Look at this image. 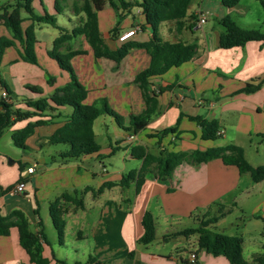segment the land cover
<instances>
[{
	"label": "crops",
	"instance_id": "1",
	"mask_svg": "<svg viewBox=\"0 0 264 264\" xmlns=\"http://www.w3.org/2000/svg\"><path fill=\"white\" fill-rule=\"evenodd\" d=\"M5 1L8 0H0V5ZM83 1L32 0L31 5L37 14L46 11L54 15L56 23L70 31L82 20L79 8ZM241 2L226 7L222 0H192L188 13L196 15V20H188L182 27L174 21L159 24L158 35L163 41L195 43L196 54L190 61L150 78L147 89L157 99V104L141 132L135 135L126 132L117 126L112 116L101 115L104 117L94 120L93 130L97 136L96 122L100 118L108 120L114 137H109L108 145L100 146L98 152L60 162L54 155L61 150H55L46 139L66 122L71 108L51 103L53 109L42 113L47 122L34 127L25 139V152L19 159L4 162L0 152V215H8L14 209L21 210L28 219L30 230L45 237L48 244L44 243L42 253L51 258V264H55L51 252L67 264H231L223 255L214 256L197 250L196 233L163 237L185 228H196L201 219L214 216L219 218L210 226H219L218 232L240 236L243 258L256 264L254 256L264 251V179L253 182L249 173H240L235 165H226L219 158L198 166L183 161L168 179L160 180L153 172H148L137 193L134 183L126 189L113 185L98 191L104 183L120 180L128 169L126 160L137 161L135 169L141 166V160L130 154L131 145L142 144L156 153V139L147 134L174 125L180 113L216 120L222 134L214 140H203L199 126L183 116L178 126L180 139L175 140V144L172 143L173 135L162 140L167 149L189 151L233 143L243 149L252 166L264 165V156L259 157L258 149L255 151L257 162L247 154L253 141H264V83L252 93L236 92L247 82L264 80V43L248 41L242 47L232 48L218 45L223 30L219 19L226 15L232 17L233 13L245 18L247 11L240 9ZM117 13H122L123 18L116 37L139 27L129 39L146 41L150 38L151 29L144 24L139 7L132 6ZM26 16V12L20 10L22 30L31 23ZM209 16L213 17L214 23H209ZM202 17L204 22L200 23ZM97 20L103 41L110 48L116 47L119 41L110 35L116 22L115 10L106 5L98 11ZM59 34L60 30L49 24L35 26L34 51L38 64L21 59L22 48L17 41L4 49L0 60V92L7 91L14 107L27 110L23 100L48 97L69 80V74L48 55ZM1 36L11 38L7 28L0 23ZM67 48L76 51L69 63L87 90L86 104L105 98L109 106L123 117L125 126L131 114L143 112L144 101L134 77L149 64L150 58L144 49L130 50L117 63L95 57L83 35L71 38L60 50L64 52ZM172 83H175L174 87L165 88ZM28 85L40 87L41 92H33ZM160 88L163 89L161 92ZM37 118L32 116L16 121L6 128L11 134L14 129ZM129 135H134V139L129 140ZM112 147L117 149L110 154ZM120 152L118 161L106 160V157L111 155L113 158ZM15 162L19 166L17 169ZM31 165L34 172L27 173L26 168ZM20 180L24 181L23 190L11 192ZM74 192L82 199L83 205L75 207L64 202L65 228L60 243L48 207L62 193ZM146 210L155 221V238L142 244L138 239L143 233L141 218ZM190 221L195 226H187ZM182 243L192 247L186 250ZM191 253L196 255L195 263L189 262ZM21 263L31 264L18 243L17 230L10 228L8 234L0 235V264Z\"/></svg>",
	"mask_w": 264,
	"mask_h": 264
},
{
	"label": "trees",
	"instance_id": "2",
	"mask_svg": "<svg viewBox=\"0 0 264 264\" xmlns=\"http://www.w3.org/2000/svg\"><path fill=\"white\" fill-rule=\"evenodd\" d=\"M238 1L222 0V3L226 7H231ZM31 2L32 0H8L0 5V23L7 28L11 35V38L0 37V60L4 49L14 45L17 41L22 48L21 59L31 64H38L34 51L35 26L41 23L49 24L59 29L60 34L54 39L52 49L48 51V55L56 61L62 70L69 74V80L64 85L57 87L48 97L23 100L28 108L27 110L16 108L11 103L0 99V137L3 130L14 122L37 116L36 120L28 121L23 127L14 129L10 134L13 145L24 149L26 147L25 139L33 132L34 127L47 122L46 119L42 118V113L53 109L51 103L54 106H68L71 108V112L66 122L46 139L47 144H63L66 146V149L58 151L54 155V158H57L60 162L77 159L84 154L95 153L100 150V145L96 141L93 130V122L101 115L112 116L117 126L126 132L134 135L141 132L151 115H153L157 104V99L151 96L147 89L150 78L160 76L171 67H177L190 61L196 54L195 43L163 41L158 35V26L163 21H174L179 27H182L186 21L196 20V15L188 13L192 0H84L79 8V12L83 14L82 20L78 26L70 31L59 26L54 15L46 11L43 14H37L33 10ZM106 5L116 12V22L110 30V35L114 40L119 41L116 33L123 18V14L117 12L128 10L132 6L141 9L144 24L151 29L150 38L146 41H138L130 40L129 37L124 41H119L116 47L110 48L100 35L97 20L98 11ZM261 5L264 10L263 1H261ZM20 10L25 11L27 14L26 19L31 20V23L24 30L21 28L23 19L20 17ZM218 22L223 28L218 41L221 48L242 47L248 41L264 43V31L260 29L242 27L229 15L222 17ZM144 24L140 26L141 29ZM78 35L85 37L95 57L108 58L118 63L132 49H144L149 55L148 66L134 77V81L141 91L145 109L142 113L131 114L127 126L124 125L123 117L109 106L105 98H99L91 104L84 102L87 90L78 81L69 63L70 57L76 51L71 48H67L64 52L60 50V47ZM51 79L52 77H50ZM263 83L264 80L257 83L247 82L236 92L252 93ZM174 86L175 83H172L166 85L165 88ZM27 88L33 92H41L38 86L28 85ZM162 90V88L159 89L160 92ZM183 116H187L199 126L201 139L214 140L221 136L220 127L216 120H208L200 115L191 116L180 113L174 125L147 134L148 137L156 139L155 145L158 149L156 153L149 151L142 144L131 145L130 154L133 158L141 160V166L122 174L117 183H104L98 191L113 185H119L122 189H126L134 183L135 193H137L148 172H153L158 179L164 180L170 178L176 166L183 161L198 166L203 162L216 158L221 159L226 165H235L240 173H249L253 182L264 179V165L252 166L246 160L243 149L233 143L206 149L195 148L189 151H172L164 147L162 140L166 136L173 135V144H175V140L180 139L178 126L180 118ZM116 149L117 147H112L110 154H113ZM64 202H70L75 207H82L83 205L82 199L76 195V192L73 194L62 193L58 199L49 204V215L60 243L63 241L65 228ZM223 214L221 213V215ZM218 218L214 216L201 219L196 228H185L172 234H164L163 237L166 238L171 235L188 236L196 233L197 250H203L214 256L223 255L231 264H251L242 256V238L240 236L214 232L208 228ZM141 224L143 233L138 242L148 244L154 240L156 229L154 218L149 211L146 210L143 213ZM10 228L17 230L18 243L27 253L31 264H51V258L44 256L42 253L44 243L48 244L45 237L42 233H35L30 230L28 219L21 210L14 209L8 215H0V235L8 234ZM129 255L131 256L132 253L130 252ZM51 257L55 264H67L65 261L55 258L52 252ZM89 261H92V259ZM253 262L264 264V251L254 256Z\"/></svg>",
	"mask_w": 264,
	"mask_h": 264
},
{
	"label": "rangeland",
	"instance_id": "3",
	"mask_svg": "<svg viewBox=\"0 0 264 264\" xmlns=\"http://www.w3.org/2000/svg\"><path fill=\"white\" fill-rule=\"evenodd\" d=\"M261 1L264 2V0ZM239 7L240 9H246L247 11L246 16L245 18H240L238 15L233 13L232 18H234V20L242 24V26H247L246 28H257L260 30L264 28V20H263L264 10L259 0H242ZM259 19H261V21L258 22ZM208 21L211 24L214 23L213 17L209 16ZM37 33L40 32L37 31ZM74 74L77 77V74L75 72ZM0 99H1V95H0ZM95 131L97 133L96 141L98 142V144L102 148L106 147L108 145L109 137H113V128L111 124L108 122V120H102V118H100V120H98L95 124ZM111 144L112 146H114L113 141ZM52 147L55 150H64L66 148V146H64L63 144L52 145ZM257 149L259 150V157L262 158L264 156V141L261 143H258V141H253L251 143V146L247 148L248 158H250L253 162H257L255 160L258 159V156L255 153ZM0 152H1V158L3 159L4 162L19 159L22 156V154L25 152L23 148H18L13 145L10 137V130L8 128L4 129V132L0 138ZM120 155L121 152L116 153L115 157L113 158L110 155L106 157V160L108 162L113 163L114 161H118ZM126 163L128 164L127 171L131 168L135 169L137 167V161L135 160H131V159L126 160ZM17 165L18 163L15 162L16 169L19 167V166L17 167ZM212 214L214 215V213ZM187 226H195V223L193 221L187 222ZM208 228L214 232H218L220 230L219 226H214V225L209 226ZM181 245H183V247L186 250L192 247L190 244L182 243Z\"/></svg>",
	"mask_w": 264,
	"mask_h": 264
},
{
	"label": "built area",
	"instance_id": "4",
	"mask_svg": "<svg viewBox=\"0 0 264 264\" xmlns=\"http://www.w3.org/2000/svg\"><path fill=\"white\" fill-rule=\"evenodd\" d=\"M199 22H200V23H203V22H204L203 17L199 19ZM138 28H139V27H135V28H132V29H130V30H127V31H124V32L120 33V34L118 35L117 39H118L119 41H124V40H126L127 38L131 37V36L134 34V32H135ZM0 95H1V99H3L4 101L10 103V100H11V99H10V96H9V94L7 93L6 90H1ZM221 134H222V133H221ZM128 139H129V140L134 139V135H129V136H128ZM26 172H27V173H32V172H34V167H33L32 165L29 166V167H27V168H26ZM23 188H24V181H21V180H20V181H18L17 183H15V185L11 188V192H13V193H19V192H21V191L23 190ZM195 261H196V255H195L194 253H191L190 256H189V262H190V263H195ZM88 264H95V263H88Z\"/></svg>",
	"mask_w": 264,
	"mask_h": 264
}]
</instances>
